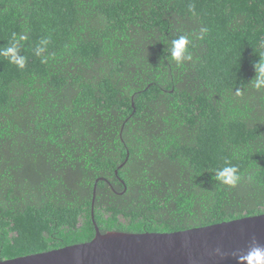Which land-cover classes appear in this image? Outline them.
Segmentation results:
<instances>
[{
  "label": "trees",
  "instance_id": "1",
  "mask_svg": "<svg viewBox=\"0 0 264 264\" xmlns=\"http://www.w3.org/2000/svg\"><path fill=\"white\" fill-rule=\"evenodd\" d=\"M13 33L27 64L0 56V261L88 242L95 225L163 233L264 213V89L250 82L264 0H0V48ZM225 160L234 188L213 178Z\"/></svg>",
  "mask_w": 264,
  "mask_h": 264
},
{
  "label": "water",
  "instance_id": "2",
  "mask_svg": "<svg viewBox=\"0 0 264 264\" xmlns=\"http://www.w3.org/2000/svg\"><path fill=\"white\" fill-rule=\"evenodd\" d=\"M95 193L96 183L92 206ZM253 238L264 246V213L163 233H101L95 225V235L88 242L0 264H237L232 253L246 254ZM217 248L223 257L217 255Z\"/></svg>",
  "mask_w": 264,
  "mask_h": 264
},
{
  "label": "clouds",
  "instance_id": "3",
  "mask_svg": "<svg viewBox=\"0 0 264 264\" xmlns=\"http://www.w3.org/2000/svg\"><path fill=\"white\" fill-rule=\"evenodd\" d=\"M206 29H201V33ZM202 38V36L200 37ZM26 35L12 34V43L9 46L0 48V56L9 60L10 63L16 65L19 69H24L27 64V58L20 54L22 43L27 40ZM49 40L44 39L39 42V46L35 49V55L40 56L42 63L48 62V57L42 54L46 52ZM191 41L187 35H180L171 41L170 56L178 66H183L186 62L191 61L193 56L189 51ZM255 77L250 81L256 90L264 89V61L259 59L254 65ZM239 94V90L237 92ZM214 180L228 187H236L242 180V176L238 167L225 160L224 166L214 172ZM217 255L223 257L224 253L220 248L216 249ZM237 264H264V246L260 245L253 238L252 246L246 254L232 253Z\"/></svg>",
  "mask_w": 264,
  "mask_h": 264
}]
</instances>
